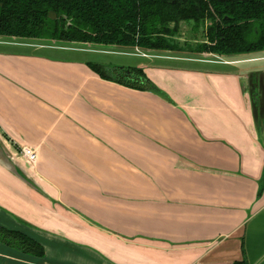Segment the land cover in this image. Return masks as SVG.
<instances>
[{
    "label": "crops",
    "instance_id": "obj_1",
    "mask_svg": "<svg viewBox=\"0 0 264 264\" xmlns=\"http://www.w3.org/2000/svg\"><path fill=\"white\" fill-rule=\"evenodd\" d=\"M19 41L0 37V226L45 255L0 243V264H264V69L246 67L264 57L136 48L209 65H140L161 96L8 48Z\"/></svg>",
    "mask_w": 264,
    "mask_h": 264
},
{
    "label": "trees",
    "instance_id": "obj_2",
    "mask_svg": "<svg viewBox=\"0 0 264 264\" xmlns=\"http://www.w3.org/2000/svg\"><path fill=\"white\" fill-rule=\"evenodd\" d=\"M181 23L205 26L206 39L181 46L175 39ZM0 37L244 56L264 53V0H0ZM90 69L103 80L164 96L139 68ZM263 184L264 171L259 192ZM0 243L29 256L45 255L37 241L2 226Z\"/></svg>",
    "mask_w": 264,
    "mask_h": 264
},
{
    "label": "rangeland",
    "instance_id": "obj_3",
    "mask_svg": "<svg viewBox=\"0 0 264 264\" xmlns=\"http://www.w3.org/2000/svg\"><path fill=\"white\" fill-rule=\"evenodd\" d=\"M207 25V24H206ZM193 25L187 24V23H181L178 28V33L175 37L176 42H178L181 46H183L186 42L190 43V45H194V42H201L206 39L205 37V26H199L197 29L192 28ZM21 43L26 44V48L24 47H8L9 49L12 50H18L20 48H23L24 50L27 51H39L40 54H44L45 59L47 60H53L55 62H58L59 64L66 65V63L72 64V63H81L86 65L90 69V65H97V66H103V67H124V68H139L140 65H162V66H200V67H208L209 65L207 64H193V63H188V62H175V61H166V60H159V59H152L151 57H144L141 54L139 50L141 49H136V48H131V47H110V46H92V49L90 50H84V49H64V48H51L49 46H44L42 47L41 45L38 44H44L47 43L45 41H31V40H21L19 41ZM27 43H33L34 45H29ZM46 45V44H45ZM65 46L67 44L65 43H57V46ZM41 46V47H40ZM93 47H99L98 48H93ZM192 47V46H191ZM145 51V50H142ZM156 53H169L166 51H154ZM173 53V52H171ZM178 54H193V53H187V52H176ZM195 54V53H194ZM193 54V55H194ZM164 55V54H162ZM199 55V54H198ZM203 54L200 55L202 57ZM210 57V56H209ZM241 57H264V53H255V54H250L246 56H241ZM221 58H227V57H221ZM246 67L249 69V71H257L259 69H264V60H259L255 62L248 63ZM62 68V67H61ZM68 69V68H67ZM91 70V69H90ZM142 70V69H141ZM92 71V70H91ZM93 72V71H92ZM94 73V72H93ZM95 74V73H94ZM98 76V75H97ZM99 77V76H98ZM148 78V77H147ZM162 172L164 173L165 170L163 169H158V170H153V169H141V176L149 177V176H154L152 173L150 175V172ZM169 171V169L167 170ZM173 173V176L178 178L181 176V173L187 172L189 177L191 176H196L200 170L192 169V170H180V169H172L170 170ZM157 173V176L159 174ZM126 175H132V170L130 171L129 174L127 172L125 173ZM193 174V175H192ZM174 178V180H177ZM130 190V192L138 191V188H143L148 187L146 184H142V186L138 187L135 185L131 184V181L126 184L125 186ZM158 189H161L160 185H156ZM186 186L183 185V189ZM190 188L193 186H189ZM163 188H166L167 190L169 189H174L175 191H180L182 189L181 184H172V185H167L163 186ZM164 203V202H163ZM174 204H177L176 201H174ZM188 210L190 211H195L197 208V201L196 200H188V204H186Z\"/></svg>",
    "mask_w": 264,
    "mask_h": 264
},
{
    "label": "built area",
    "instance_id": "obj_4",
    "mask_svg": "<svg viewBox=\"0 0 264 264\" xmlns=\"http://www.w3.org/2000/svg\"><path fill=\"white\" fill-rule=\"evenodd\" d=\"M20 155L30 164H33L37 159L36 153L27 146H23L20 148Z\"/></svg>",
    "mask_w": 264,
    "mask_h": 264
},
{
    "label": "water",
    "instance_id": "obj_5",
    "mask_svg": "<svg viewBox=\"0 0 264 264\" xmlns=\"http://www.w3.org/2000/svg\"><path fill=\"white\" fill-rule=\"evenodd\" d=\"M48 17H49L50 19H52V20H55V19H56V14L53 13V12H49Z\"/></svg>",
    "mask_w": 264,
    "mask_h": 264
}]
</instances>
